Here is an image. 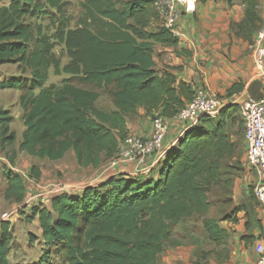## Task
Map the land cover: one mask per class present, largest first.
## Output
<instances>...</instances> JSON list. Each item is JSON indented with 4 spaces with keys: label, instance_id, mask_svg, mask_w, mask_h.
<instances>
[{
    "label": "trees",
    "instance_id": "16d2710c",
    "mask_svg": "<svg viewBox=\"0 0 264 264\" xmlns=\"http://www.w3.org/2000/svg\"><path fill=\"white\" fill-rule=\"evenodd\" d=\"M206 0H198L205 2ZM233 0H226L231 5ZM243 21L233 25L237 36L249 45L260 29L259 0H241ZM65 0H9L0 7V66L17 64L30 71L28 91L20 98L24 131L19 151L39 160H60L72 151L79 167H98L100 154L113 158L126 133L125 116L138 108L153 120L155 115L174 118L193 92L168 71L154 69L153 47H176L179 40L163 28L152 0H80L78 27L59 26L44 34L30 20L54 10L61 14ZM152 22L154 30H149ZM63 46L68 62L62 68L53 50ZM189 55V53H186ZM69 76L60 87L43 88L47 70ZM16 78L0 80V91L21 89ZM110 87L115 110H97V90ZM243 91L240 84L227 97ZM236 104L224 105L215 118L202 117L187 126L176 144L160 158L155 178L110 176L78 195L60 194L49 208L33 206L30 219L38 223L43 246L53 249L67 264H155L163 253L171 230L193 216L202 218L207 241L226 243V231L215 219L204 218L212 204L208 194L229 169L226 160L238 149L226 129L237 112ZM12 116L0 110L1 144L10 145ZM230 169H236L230 166ZM30 177L39 181L32 166ZM4 198L22 203L21 178L3 168ZM230 185V182H226ZM233 208L224 221H234ZM12 243L8 222L0 223V264H8ZM208 253L193 264H210Z\"/></svg>",
    "mask_w": 264,
    "mask_h": 264
},
{
    "label": "crops",
    "instance_id": "0c3cea01",
    "mask_svg": "<svg viewBox=\"0 0 264 264\" xmlns=\"http://www.w3.org/2000/svg\"><path fill=\"white\" fill-rule=\"evenodd\" d=\"M244 11L241 0H233L231 5L226 0L199 2L193 14L181 15L178 34L175 36L179 40L176 47L154 45V69L168 71L177 82L188 84L192 92L200 87L206 88L224 105L237 104L250 97L247 90L259 79L253 59V46L237 36L233 29V25L243 21ZM258 15L263 21L264 0H259ZM234 84H240L243 91L227 97V90ZM113 110L114 106L110 111ZM151 121L145 110L138 108L135 114L125 116L126 133L148 138L152 132ZM167 124L161 158L186 129L174 118L167 119ZM68 153L74 157L71 150L64 157ZM159 161H154L152 165L149 161L150 167L144 173H139L134 165L120 166L109 177L124 174L132 178H155ZM63 167L65 171L68 168L66 164ZM99 167L78 166L82 171H97ZM240 168L241 171L233 179L231 192L232 209L238 208L239 211L234 214V221L221 223L228 239L214 252H208L207 261L210 264H256L253 247L257 243H264V204H258L251 194L250 185L254 176L246 165L245 150ZM39 171L42 175V170ZM46 207L49 208V205ZM193 247L168 245L155 264H193Z\"/></svg>",
    "mask_w": 264,
    "mask_h": 264
},
{
    "label": "rangeland",
    "instance_id": "374dc122",
    "mask_svg": "<svg viewBox=\"0 0 264 264\" xmlns=\"http://www.w3.org/2000/svg\"><path fill=\"white\" fill-rule=\"evenodd\" d=\"M79 1L80 0H65L66 6L61 14H57L54 10L46 9L44 14L30 21L34 25L40 26L42 32L47 35H52L55 29L61 25L66 26L68 29H74L78 27L79 20L82 17ZM8 3L9 0H0V7ZM155 28L156 23L152 22L149 30H154ZM251 46H253V42ZM53 52L60 60L61 68L66 65L68 58L66 57L63 46L56 45ZM12 77L18 79L23 87L17 90L5 89L0 91V110L8 111L10 116H12V122L8 126V133L14 134V141L10 145L1 144L0 138V223L8 222L12 234V243L7 261L8 264H67L59 255L55 254L53 249L45 250L38 223L36 219H30L31 208L33 206L46 207L50 204L51 196L45 194L50 186H59L70 192L69 194L71 195H78L84 188L96 186L101 183L105 177H109V175L118 171L120 166L130 164H115V156L113 158H107L103 154H100V167L97 171H82L78 168V164L74 161L75 158L71 153H68V155L60 161H49L47 159L39 160L35 159V157L31 158V156H28L24 152H20L18 147L21 141V134L24 131L22 122L23 111L20 107V98L24 96L26 92L31 95H36L39 90L28 91L30 85V71L24 66L9 64L0 67V80H2V78L8 79ZM68 78L69 76L64 73H60L58 76L54 75L53 68L50 67L47 70V80L43 88H47L51 85L60 87L62 81ZM110 91V87L97 90L99 97L94 103V107L97 110L105 113L110 112L113 106ZM232 118V122L228 123L226 132L229 140L235 142L238 149L232 158L226 160V163L229 164V169L224 170L225 175L222 177L221 183L214 186L212 191L208 194L212 207L209 213L204 217L220 221V226L221 223L224 222L223 218L232 210V183L234 177L241 171V160L245 150L243 142V125L238 109ZM21 153L23 155H21ZM65 164L68 167L66 171L63 167ZM32 166H36L38 169L42 170V175L39 181H36V184L31 183L30 180L32 178L29 175V168ZM230 166H234L236 169H230ZM3 168L9 169L13 174L21 178L25 188V199L22 203H16L14 200H6L4 198L6 181L2 176ZM98 180H100V182H97ZM226 182H230V185H227ZM33 195H39V197L35 202L27 203L28 199ZM3 214H9L11 217L7 221H2L1 217ZM165 245L194 246L193 257L195 259L199 258L200 254L214 252L220 246L207 241L202 227V218L197 216H193L174 226L171 230L170 238Z\"/></svg>",
    "mask_w": 264,
    "mask_h": 264
},
{
    "label": "built area",
    "instance_id": "2783aa9c",
    "mask_svg": "<svg viewBox=\"0 0 264 264\" xmlns=\"http://www.w3.org/2000/svg\"><path fill=\"white\" fill-rule=\"evenodd\" d=\"M198 0H152V7L156 11L163 28L174 36L178 34V23L182 14H193ZM253 59L259 73L260 98L257 100L247 97L239 101V115L243 125V142L245 146L246 165L253 173L251 194L255 201L264 204V21L256 32L253 40ZM224 106L216 96L206 88H197L192 98L185 103L174 119L184 126L195 125L202 117L215 118ZM152 132L148 138L136 135H126L119 140L114 163L134 165L139 173L149 169L148 162L161 158L163 146L168 131L167 119L155 115L151 121ZM31 183L36 181L30 179ZM45 193V192H44ZM69 194L70 192L59 186H50L45 194L48 196ZM39 195H33L27 203H33ZM11 215L3 214L2 221H7ZM256 264H264V243H257L253 247Z\"/></svg>",
    "mask_w": 264,
    "mask_h": 264
},
{
    "label": "water",
    "instance_id": "95a60500",
    "mask_svg": "<svg viewBox=\"0 0 264 264\" xmlns=\"http://www.w3.org/2000/svg\"><path fill=\"white\" fill-rule=\"evenodd\" d=\"M260 82L259 81H255L250 87L249 90H247V93L249 94V96L254 99L257 100L260 98Z\"/></svg>",
    "mask_w": 264,
    "mask_h": 264
}]
</instances>
